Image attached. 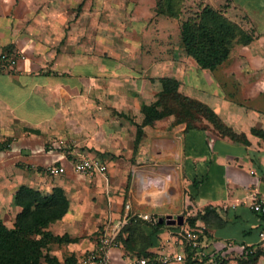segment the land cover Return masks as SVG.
I'll return each mask as SVG.
<instances>
[{
	"label": "crops",
	"instance_id": "obj_1",
	"mask_svg": "<svg viewBox=\"0 0 264 264\" xmlns=\"http://www.w3.org/2000/svg\"><path fill=\"white\" fill-rule=\"evenodd\" d=\"M156 6V0H0V49L26 56L0 70V219L13 225L22 185L61 189L69 209L49 228L76 240L50 247L60 264L72 255L83 264L127 201L134 211L184 218L182 225L166 222L159 239L145 224L131 231L133 252L152 254L151 261L175 251L184 260L172 264H264V215L251 209L264 193L258 134L264 133V0H234L224 11L252 40L215 70L201 68L181 38L168 34L171 26L180 32L184 16L158 14ZM157 28L166 33L158 41L162 56L153 48L157 39L145 40ZM163 77L177 79L183 94L207 103L245 137L217 134L206 119L187 129L165 117L144 124L137 144L142 108L155 102ZM83 156L100 158L108 171L75 172L73 161ZM48 164L66 171L49 175ZM191 217H198L206 245L203 260L174 240ZM125 251L112 249L106 264H128L136 254Z\"/></svg>",
	"mask_w": 264,
	"mask_h": 264
},
{
	"label": "trees",
	"instance_id": "obj_2",
	"mask_svg": "<svg viewBox=\"0 0 264 264\" xmlns=\"http://www.w3.org/2000/svg\"><path fill=\"white\" fill-rule=\"evenodd\" d=\"M156 11L168 17L180 18L184 14L185 0H156ZM181 44L185 52L195 58L198 65L204 69L215 70L225 63L236 49L252 40V35L239 24L231 20L222 10L207 4L201 9L192 11L190 16L180 23ZM10 51L12 48H5ZM162 89L157 94L155 102L144 105L143 124L138 125L137 144L142 136V126L153 124L159 119L172 116L173 123H184L187 129L201 128L198 121L205 119L220 135L232 139H242L207 103L183 94L180 82L172 77L160 79ZM206 127V126H205ZM208 127V125H207ZM256 132V131H255ZM258 134L264 135L262 132ZM15 204L21 207L12 226L0 219V264H60L56 256H51L50 247L56 243L73 242L76 239L68 235H55L50 225L61 219L69 209V201L61 189L52 193H42L30 186L22 185L15 194ZM191 217L186 223L190 229H198L196 220ZM156 224L144 220H131L118 234L122 247L130 255L133 248L129 245L131 231L140 224L149 226L150 231L159 239V230L165 224ZM129 233L125 238V234ZM192 255V251H189ZM136 256L152 258V254L136 251ZM66 264H76L72 255L65 258Z\"/></svg>",
	"mask_w": 264,
	"mask_h": 264
},
{
	"label": "built area",
	"instance_id": "obj_3",
	"mask_svg": "<svg viewBox=\"0 0 264 264\" xmlns=\"http://www.w3.org/2000/svg\"><path fill=\"white\" fill-rule=\"evenodd\" d=\"M26 56L16 50L0 49V70L13 69L19 59H24ZM45 172L49 175H59L66 171L63 165L48 164L45 167ZM73 170L79 174L92 176L96 173L104 174L108 171V165L98 157H80L73 161ZM251 209L255 212L264 215V193L257 195L251 203ZM162 216L158 214L145 213L134 211L132 204L127 201L124 204V213L122 218L113 226L109 233L101 235L98 245L89 251L83 258V264H106L110 261L112 249L121 248V241L118 239V234L123 227L131 220H144L153 224L158 223ZM199 229H190L186 226L174 232V237L178 243L186 244L192 251V258L195 260H203L207 257L206 245L200 240ZM264 236V233H261ZM184 255L181 252H162L158 258L151 261L145 256H131L128 264H172L173 261H183Z\"/></svg>",
	"mask_w": 264,
	"mask_h": 264
},
{
	"label": "rangeland",
	"instance_id": "obj_4",
	"mask_svg": "<svg viewBox=\"0 0 264 264\" xmlns=\"http://www.w3.org/2000/svg\"><path fill=\"white\" fill-rule=\"evenodd\" d=\"M245 0H236V2L238 3H244ZM157 2V1H156ZM233 3H234V0H185V3H184V14H183V19H186L188 16H190V14L192 13V11H196L198 9H201V7L207 5V4H210L212 5L214 8L216 7H219L221 9H218V10H222L223 12H227L228 11V8H232L233 6ZM230 16L231 17H234L232 13H230ZM161 19H164V18H161ZM181 20V21H182ZM153 25H157V20L153 21L152 22ZM174 25V24H173ZM152 28V26H151ZM180 32H175V29L173 26H171V30L169 31L168 30V34H173V36L176 35V37L178 39H180ZM166 33L164 32L163 29H160V28H157V31H154V30H149L147 33H145V40L147 41V43L149 44H152L153 40H156L157 39V46L155 45V47H153L154 49L157 50V55L159 56H162L161 51H163L164 47H162L161 45L158 44V41L159 39H163L164 38V35ZM160 40V41H161ZM150 46H148L147 48H150ZM169 117H172V116H169ZM168 117V118H169ZM198 123H200V125H203L204 124V120H201V121H198ZM53 247V245H51Z\"/></svg>",
	"mask_w": 264,
	"mask_h": 264
},
{
	"label": "water",
	"instance_id": "obj_5",
	"mask_svg": "<svg viewBox=\"0 0 264 264\" xmlns=\"http://www.w3.org/2000/svg\"><path fill=\"white\" fill-rule=\"evenodd\" d=\"M160 221H165V222H167L169 224L178 223V224L182 225L183 222H184V218H183V216H178V217L174 218L172 215H169V216H166V217H162Z\"/></svg>",
	"mask_w": 264,
	"mask_h": 264
}]
</instances>
